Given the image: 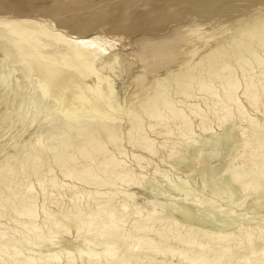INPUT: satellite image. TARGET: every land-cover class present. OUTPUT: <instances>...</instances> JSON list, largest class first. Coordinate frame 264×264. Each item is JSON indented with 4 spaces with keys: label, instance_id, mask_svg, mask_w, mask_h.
<instances>
[{
    "label": "bare ground",
    "instance_id": "1",
    "mask_svg": "<svg viewBox=\"0 0 264 264\" xmlns=\"http://www.w3.org/2000/svg\"><path fill=\"white\" fill-rule=\"evenodd\" d=\"M111 2L114 3L111 4ZM33 3L41 10L36 11L33 8ZM109 4L113 6L109 8ZM232 6L238 12L234 16L229 17L224 14L221 17L219 16L220 13L215 14L217 12L227 14ZM216 17H220V20ZM215 19L218 21L213 22ZM72 24L75 27L73 29L74 31H70L69 28ZM223 27L225 30L222 29ZM227 27L231 29H226ZM189 29L191 31L192 29L194 30L192 31L194 33L192 36L195 35L197 39L195 42H198L197 44L200 45H196V47L192 45V47L188 48L191 43L189 40H187L189 42H187V48L185 47V42H181L184 44L183 46L174 44L176 43L174 38H177L174 35L177 32L181 34L183 31ZM228 30H230V36L227 34L223 36L222 33ZM235 32L237 35L245 36L248 41L246 43L242 41L238 44L240 39L236 41V37H233L234 35L236 36ZM218 41H223V43L226 41L227 46H230L232 49L236 48L234 60L235 64L239 66V69L242 70V77L245 84L243 95L248 100L250 106L257 109L256 96L252 92L257 87V84L260 85L264 82V60L257 55L255 50V48H259L264 52V0H132V2L131 0H0V89L6 93V91L12 90L14 87L23 93V97L32 92L34 97H36V106L42 105V111L45 109L49 111L50 109H48L50 103L46 107V104H43L44 102L52 103L53 101V103L57 102L60 104L61 110L58 115L56 111L53 117L59 124H65L64 126L66 128H62L63 131L55 129L56 133L53 135L55 137L50 136L51 138H49L50 140L53 139L49 147V153L52 154L50 156L54 162L53 164L59 167L63 175L62 177L73 182H79L81 185L84 184V186H93L95 188V192L83 188L82 191L71 194V203L76 209L72 213L71 218L81 223L79 230H82L84 233L82 232L83 235H81V233L77 232L79 230H77L75 225V231L77 232V236H74L75 241H62L61 243L64 246L59 247L60 249L55 251L52 247H55L59 243L55 239L60 236L56 235L60 231L62 233L67 232L61 222H55V216L53 215L54 217L52 218L51 214L45 212L46 218L44 219V223L48 228V233H41V229L38 228L36 223L37 210L35 197L31 195L32 187L30 184H25L22 191L17 193L13 192L10 188L14 183L13 173L16 171L22 173L24 169L23 162L18 161L21 163L19 166L9 165L5 169H1L0 186H4L3 188L5 190L2 189L3 192L0 191V216H6L5 214L12 213L16 222L25 229H28L31 233L30 237L23 240L16 239L12 235L7 237L5 233H0V259L3 261L2 263L0 260V263L62 264L60 263L61 253H59L62 251V253L64 252L67 255L65 264H75L73 261H76V259L74 260L73 257L70 258L72 252L70 253L67 249L76 248L77 250L80 247L90 249L91 246H94L95 249L99 247V250L101 246H106V248H101L99 252L96 250L97 252L95 251L94 253L86 255L85 258L87 261L83 264H168L164 260L165 255L167 256L168 253H171L170 255L173 254L172 257L176 254L177 256L179 255L180 260L178 258V262L182 264L184 262H186L184 264H218L219 262L222 263L220 260L223 258L226 261L229 258L228 261L230 263L232 262L230 257L233 256L234 251L239 247H234L236 248L234 250L227 243L229 241L228 237L231 236V233L236 228L237 219L234 220L236 215L231 216L232 218L230 217L229 219L226 213L219 220L213 221L211 216H206V209L201 208L197 204L191 206H178L174 204L170 206V209L177 210V215L181 218V222L173 219L176 221L177 224L175 226L178 229L170 226L161 228V226L157 227L154 225L153 222L155 220L153 218H147L142 215L147 212L143 207H137L133 214V212L131 213L129 211L130 207L127 201L118 204L114 201L117 195L101 192L100 189L104 188L108 181L114 184L118 182L126 184L128 187H137L141 184L142 178L141 176H138L141 179L136 178V174L131 172L132 168L129 169L126 166L127 164L115 157L116 154L108 150L109 145L116 149L119 155L123 156V149L122 151L120 150L122 146L121 137L119 136V138L115 131L124 121L110 114L104 116L101 120L97 119L94 115L95 109L101 107L102 101L107 104H114V111H120L119 104L122 102L127 103L131 100L132 97L129 95V92L132 90L131 87L137 83L142 85L141 89L144 94L139 105L145 117L149 120V129L152 130L156 127H161L162 130L159 133H163L162 135H164L172 129V126L178 124L180 130L183 125L186 131L181 132L182 137L191 136L192 127L189 117L185 115L186 113L184 114L182 109L175 108L176 106L171 103V97L168 96L170 94L166 93L165 88L166 84H169V79L173 80L175 78L178 81L175 83L177 85V88L175 86L176 93L190 100L192 96L190 85L192 87V82L197 79L192 71L198 66H201L206 59H209L210 66L207 65V68L209 67V70H207L209 71V76L207 78H210V81H203V78L202 81L200 79L198 81L197 79V89L200 92L210 94V97L218 98L220 95L216 96L214 94L209 82L215 80L222 82L223 103L225 104L220 100H216V105L214 104L223 113L218 121H220V127L222 126L224 133L218 142L219 145H217L223 149L232 148L236 143L233 135V124L230 123L233 120L234 112L229 110V108L234 107L239 117L247 119L248 123L254 124V119L246 116L244 106L237 99V90L241 84L235 76V70L226 63L227 52L224 48L225 45L221 42L222 44L220 46L219 43L217 44ZM86 47L92 50L90 49L91 51L87 52ZM98 49L105 51L100 50L102 51L100 52ZM152 49L155 51H152ZM204 51L206 52L203 53ZM119 55L123 56V60H129L130 67H132V70L128 73L131 79L129 81H131L132 85L130 86L128 77H126L125 84L121 90L116 87L118 82H122V79H120L121 73L118 68V66H121L120 58L118 59ZM247 56L254 60L255 66H251L252 63L249 64L247 62ZM255 67L260 69L259 72L253 73ZM199 70L197 71L198 74ZM255 78H257V81ZM137 80L139 81L136 82ZM162 83L165 84V88L157 89L156 85L159 86ZM102 85L106 87L103 86V88ZM261 87L264 88V86ZM192 89L194 90L195 88ZM92 91H99V98L95 102L91 101V99L96 98L91 96ZM196 104H189L188 107L191 115H194L195 118L199 114L202 115L200 112L201 109L199 110V106ZM9 107L7 106V109H10ZM21 108L20 111L26 112V107ZM52 108L55 109L54 107ZM46 110L45 112H47ZM42 111L40 110V112ZM0 112L2 111L0 110ZM51 112L53 113V111ZM128 112L127 114L129 115L130 113ZM48 116L50 118V114ZM69 118H72V120ZM141 119L140 116H132L129 120L131 121L130 127L126 134L140 149L142 148L143 152L150 156H155L157 150H155L154 141L150 140L143 133ZM61 127L59 128L61 129ZM97 129L98 131L100 129L103 131L106 142L103 141V137H99L96 131ZM71 130L74 132L76 139L74 144L70 142L68 137V131ZM208 131L211 132L209 127H202V132L206 133ZM263 135L261 130H254L253 137L257 141L263 139ZM162 146H164V143H162ZM33 150H36L37 155L40 153L38 152L40 151L38 147L36 149L34 147ZM202 153L203 147L198 146L197 148H192L190 153L185 154V168L188 170L194 169L196 162H198L197 165H201V172L208 176V178L210 177L212 182L210 183L215 187V191L224 192L228 189L232 190V187L234 188L236 186L235 184L240 181V177L245 176H240L236 171L231 170L229 172V163H233L235 158L233 161L232 159L227 160L228 162L224 165H213L202 156ZM253 153L256 152L254 151L250 154ZM135 158L137 159V157ZM39 160H41L40 157ZM39 160H32L33 167H37L40 164L39 162L37 164ZM254 165H257L259 169H264V162L249 163L251 167ZM262 169L261 171H263ZM245 170L250 169L246 168ZM44 172L38 176V184L41 188L39 189L43 193L47 191L48 187L54 188L57 185L53 177H48V174L52 171L47 170ZM226 173L229 176L225 178V181H221L218 176L221 174L225 176L224 174ZM252 173L256 175L257 181L261 180V178H258L259 173L257 171ZM252 173L250 174L252 175ZM251 177L249 179L250 181L255 176ZM222 180H224L223 177ZM261 185L257 183L251 184V182L250 185L244 183L241 185V189L245 193L244 196H246L251 192H257L261 188ZM237 187L239 188V186ZM73 190L75 191V187ZM4 191H8L7 195L4 194ZM178 192L180 193V189ZM260 193L264 195L263 192ZM81 194L92 195V202L88 205L89 208L85 212L77 206V201L81 199L80 196H85ZM189 194L191 193L189 192ZM123 196L131 198V195L128 193H124ZM258 200L256 198V201ZM205 201L210 205L211 209L221 205L216 204L217 200L215 199ZM239 204L243 206V202L238 203V206H240ZM221 207L220 210H222ZM223 209L222 212L226 208ZM231 210V212H225L232 214L233 209ZM213 211L211 210V212ZM128 219L133 221V223L130 224L128 233H124L126 228L124 226ZM239 221L241 222V219ZM240 222L239 224L241 225ZM183 223H188L187 228L184 227L185 224ZM239 224L237 223L238 226ZM182 226L187 229L185 231L186 233L180 232ZM200 229L204 231L201 233ZM252 236L250 233L244 236L246 244L248 243L250 245L253 240H264L263 232L258 233L256 236L254 235L253 238ZM170 238H173L172 241L174 239V241H178V243L175 242L178 245L180 241L183 245L186 243L185 249L183 251L180 250V252L174 249V246L171 248ZM220 241H225L226 243H223L227 246L222 245V242L221 246L218 243ZM239 244L241 245V243ZM258 244L261 243H257L256 245L259 246ZM34 247L40 248V250L45 249L46 255L35 258L32 255L33 251L30 249ZM91 251L89 250V252ZM82 253H85V251L81 252V259L83 258ZM262 253H264V245L262 247ZM23 254H26V256ZM158 254L161 256L160 261L158 260ZM21 255L22 258L20 257V259L19 256ZM261 259H256V262L260 260V263L259 261L258 263L264 264ZM246 261H243L242 264L246 263ZM254 262L251 263L253 264Z\"/></svg>",
    "mask_w": 264,
    "mask_h": 264
},
{
    "label": "rangeland",
    "instance_id": "2",
    "mask_svg": "<svg viewBox=\"0 0 264 264\" xmlns=\"http://www.w3.org/2000/svg\"><path fill=\"white\" fill-rule=\"evenodd\" d=\"M90 1H95V0H90ZM131 2H132V0H131ZM113 3L114 2H111V4H113ZM111 4H109L110 5L109 8L111 6H113ZM33 5H34L33 8L36 9V11L41 10L40 8L37 7V5H35V3H33ZM43 7L46 8L45 5H43ZM232 9H233V6L230 7V10H228L227 14L224 12H217L215 14L220 13L219 16H221V17L224 14L229 16V17L234 16L238 12H236V10H234V9H233V11H234L233 12ZM216 16H218V15H216ZM216 18L220 20V17L219 18L216 17ZM217 19H215V21L213 20V22L218 21ZM226 26H228V25H226ZM234 26H235V23H234ZM230 27H232V25H230ZM230 27H227L226 29H229ZM69 28H70V31H74L73 29L75 27L72 24L71 27L69 26ZM222 29L225 30L224 27ZM190 31L191 30L189 29V30L183 31L181 34L180 33L178 34V32H177V34L175 33L176 35H174V37H177V38H174V41L176 40V43H174V44H176L177 46H179V45L183 46L184 44H182L181 42H185L186 43L185 47L187 48L188 43L191 42L192 44L190 43L188 48L192 47V45H193V47H196V45L199 46L200 44L198 45L197 44L198 42H195L197 40L195 35L192 36L194 34L192 31H194V30L192 29V31H191L192 33ZM182 34H184L185 37H187V38L185 39L184 35H182ZM189 34L191 35L190 37H189ZM222 34H223V36H225V34L230 36V30L225 31ZM233 37H236V41H239V39H240V42L238 44H240L242 41L245 43H246V41H248L247 38H245V36L237 35V33H236V36L234 35ZM180 38L181 39L184 38V39H182V41H181ZM192 38L194 39V44H193ZM187 40H189V42ZM219 41L217 42V44L219 43V45L221 46L223 41H221L222 43ZM251 43H252V41H251ZM223 44L225 45L224 48L227 52V54H226L227 58L225 59L226 63L229 64L230 67L235 70V76H236L237 80L239 79L238 81H240V84H241V86L239 85V88L237 90V94H236L238 97L237 99L241 103V105L244 106L243 108H244V112H245L246 116L248 118L251 117L252 119H254V124H252L250 122L248 123L247 119L239 117V115L235 111V108L230 107L229 110H232V112H234L233 113L234 116L232 118L233 120L231 119L232 121L230 123L233 124V129H234L233 135H234V139H236V143L230 149H223L220 146H218L219 145L218 142L221 139L222 134L224 133L222 126L220 127V123H219L220 121H218L219 118L222 117L223 113H222V111H220L219 107L215 106L216 105L215 101L220 100L223 103L224 95H223V91H222V82L219 80H215L216 83H215V81H211V82H213L212 84H211V82H209L211 85V90L214 91V94H216V96L220 95L219 96L220 98L219 97L218 98L213 97V96L210 97V94H208V93L206 94L205 92L198 91L197 82H196L197 79H198V81H199V79H200V81H202V78H203V81H206V82L210 81V78L209 79L207 78L209 76V71H207V70H209V67L207 68V65L210 66L209 65L210 64L209 59H206L201 64V66L197 67L198 70L200 69L199 74L197 72L198 71L197 68L192 71L195 75V78H197V79H195L196 81L192 82V87L190 85V89L192 92V94H191L192 96H191L190 100H189V98H185L184 96H180L176 93L175 89L177 88V85L175 83H177L178 81L175 78L173 80L169 79V82H168L169 84H166V88L164 87L165 84H163V83L159 84V86L156 85L157 89L165 88V90L167 91V92L166 91L165 92L167 94L168 93L170 94L168 96L171 97L170 98L171 103L174 106H176L175 108L182 109L184 111V114L186 113L185 115L187 117H189L191 127H192L191 136L182 137L181 132H186V131L184 130L183 125H182V128L180 130V127L178 124H175L174 126H172V129L168 133H166L168 136L166 134L162 135L163 133H161V134L159 133L162 130L161 127H156L155 129H152V130L149 129V120L145 117V115L142 112L141 107L139 105L140 100L143 98L142 96L144 94V93H142V89H141L142 85L135 83L131 87V89H132L131 92H129L130 93L129 95L132 97L131 100H129V102H127V103L122 102L121 104H119V108H120L119 110L120 111H118V110L114 111V109H115L114 104H111V103L107 104L104 101H102L101 107H99L98 109H95L94 115L97 117V119L101 120V118L110 114V115H112V116L114 115L116 118H120L124 121L122 124L123 126L121 125L120 127L117 128V130H119V131H117V130L115 131V133L117 132L116 135L118 137L119 136L121 137L122 146L120 144V146H121L120 150L122 151V149H123V152H122L123 156L119 155V153L116 152L117 150L114 149L113 147L109 146V145H108V150L110 152L116 154L115 157L119 158V160L121 159L120 161H123L125 164H127L126 166L129 169L132 168L131 172L136 174V175L134 174L136 178H138V179L142 178L143 180L141 179V184L137 187H128V185H126V184H121L119 182L114 184V183L108 181L107 185L104 188H101L100 190H101V192H107L109 194L117 195V196H115L114 201L117 202L118 204H121L122 202L127 201V203L129 204V207H130L129 211L131 213L133 212V214L135 213V209L137 207H143L144 209H146L147 212L143 213L142 215L146 216L147 218H153L155 220L153 222L154 225L157 227L161 226V228L162 227L164 228L165 226H168V227L170 226L172 228L175 227L178 229V227L175 226L177 223L173 219H176L177 221L181 222V218L177 215V213H178L177 210H171L170 209V206L174 205V204H177L178 206H191L193 204H197L201 208L206 209V212H207L206 216H211L213 221L219 220L221 218V216L222 217L225 216L226 213H227V218H229V219L231 216L236 215V217H234V220L237 219L236 220L237 222L235 225L236 228L231 233L230 237L227 236L228 240H229V241L227 240L228 241L227 244L229 246H231L234 250L236 249L234 247H239V248L234 251L235 254L233 253L232 257L229 256L232 259L231 263L228 261L229 258L228 259L226 258L227 261L223 258L222 260H220L222 263L219 262L218 264H224V263H226V264H229V263L230 264H240L241 263L242 264V262L246 261L248 258L249 259L246 261V263H243V264H250L251 262H254V261H255L254 263L259 264L260 260H258L259 261V263H258V261L256 262V259L263 258L261 260H263L262 262H264V256H263L264 253H262V247L264 245V240H261L262 242L260 241V239L258 241L256 240L257 242L255 240H253V242L250 245L253 244L254 246L253 245L250 246V245H248V243L246 244V242L244 241V236L247 233H250L251 235H253L252 236V238H253L254 235L256 236L258 233H262V232L264 233V195L263 194L261 195V193H260V192L264 193V191H263L264 190V179H262V178H264V173H262V172H264V169H262V168L259 169L257 167V165H254L252 167L249 166V163L255 164V163H263L264 162V135H263V139H261L260 141H257L253 137L254 136V130H261L264 134V88L261 87V86H264V82L263 83L261 82L262 84H260V85L257 84V87H255L253 89L252 93H254L256 96V100H257L256 107H258V108L257 109L252 108L250 106L248 100H246V97L243 95L244 91H245V84H244L243 77H242V70L239 69V66H237L235 64V60H234L235 59L234 55L236 54V52H235L236 48L232 49L230 46H227L226 41ZM90 49L91 48L86 47L87 52H90L92 50V49L91 50ZM98 50L103 51V49H98ZM255 50L257 52V55L260 56L261 58H263V60H264V56H262V55H264V52L259 48H255ZM102 51H100V52H102ZM152 51H155V50L152 49ZM205 52L206 51H204L203 53H205ZM118 59H119L120 64H121V66H118V68H119V71L121 73L120 79H122V82L121 81L118 82L116 84V87L121 90L125 84L126 77H128V81L131 80L128 76V73L130 72V70H132V67H130L129 60H127V59L123 60L122 55H119ZM248 59H249V61H248ZM246 60L249 64L252 63L251 66H255L254 60L251 57L247 56ZM259 70H260L259 68L255 67L254 71H256V72L253 71V73H257V72H259ZM206 72H207V74H206ZM202 74H203V76H201ZM197 75H200V76H197ZM174 80H176V81L174 82ZM255 80L257 81V78H255ZM138 81L139 80H137L136 82H138ZM129 83L131 86L132 85L131 81H129ZM160 85H162V86H160ZM103 86H105V85H102V87ZM175 86H176V88H175ZM192 88H195V89L193 90ZM105 89H108V88H105ZM101 90H102V88H101ZM17 91H18V93H17ZM14 92H16V93H14ZM11 93H12V96H11ZM98 93H99V91H92L91 96L96 97V98H93V100L91 99V101L95 102L99 98ZM217 93H218V95H217ZM14 94L17 97H15ZM22 94L23 93H21L19 91V89H16L14 87L12 88V90L6 91V93H4L2 90L0 91V110L2 111V112H0V117H3V118H0V171H1V169L3 170V168L5 169L6 166H9V165L19 166L21 164L19 162H23L22 164H24V169H23L22 173L21 172L18 173L17 171L13 173L14 183L10 186V188L13 190V192L17 193V192L22 191L23 186H25V184L26 185L30 184V186L32 187L31 195H33L35 197V205H36V210H37V212H36V214H37L36 223L38 225V228L41 229V233L42 232L48 233V228L46 227V225L44 223V219L46 218L45 214H44L45 212L51 214L52 218L55 216V218H54L55 222H57V223L61 222L63 228H65V230L67 231L66 232L67 234L65 232H63L65 234L64 235L60 231V233H58V235H56V236L60 235L59 237H57L55 239V240H57L56 242L57 243L59 242L60 244L58 243L55 247H52V248L55 251H58V249H60L61 246H64V244L61 243L62 241L68 240V241L74 242L75 237L77 236V232L81 233V235H83V233H84L82 230L81 231L79 230V228H80L79 225L81 226V223H79V221H77V220L75 221L74 218H71L72 213H74L76 210L75 207L73 206V204L71 203V196H72L71 194L82 191L83 188L88 189L91 192H95V188L93 186L87 187V185L84 186V184L81 185V183H79V182H73V181H70L69 179L62 177L63 175L61 174L59 167H57L55 164H53L54 162L52 160V157L50 156L52 154L49 153V147L52 144L53 139L50 140L49 138L53 137V135L56 133L55 129L58 131H63L62 128H66L64 126L65 124L64 125L59 124L58 121L54 120L55 118L53 117L55 115L54 113L56 111H57V115H58L59 111L61 110L60 104L57 102L53 103V101H52V103L51 102H44L43 104H46V107L49 105V103L51 105V107H50V105L48 106V109L50 108L51 110L49 109V111H48L45 109L47 111V112H45V110L42 111V105L36 106V103H35L36 97H34L32 92L26 94V96H24V97ZM31 94H32V96H31ZM213 99H214V102H213ZM12 100H13V102H12ZM193 103L194 104L197 103L196 105L199 106V110L201 109L200 112L202 113V115L199 114V116H197L196 118L194 117V115L193 116L191 115L190 110L188 108L189 104L192 105ZM223 104H225V103H223ZM9 105H10V107H9ZM109 105L110 106L113 105V106L110 107ZM7 106L10 109H7ZM18 107H20V108H18ZM21 107H26V109H25L26 112L20 111L22 109ZM52 107H54L55 109H53ZM17 109H19V110H17ZM40 110L42 112H40ZM128 110H129V112H128ZM51 111H53V113ZM127 112L130 114L128 115ZM40 113H41V115H40ZM47 114L48 115L50 114V118H48L49 116ZM131 114H133L132 116H134V115L140 116V119L142 118L141 119V128H142L145 136L148 137L150 140L154 141V147L156 148L155 150H157V154L155 156H150V155L146 154L145 152H143L142 148L140 149V147L137 146L136 143L131 138H129V136H127L126 132L128 131V129L130 127L131 121H129V120L132 117ZM212 117H213V119H212ZM72 118H69V119L72 120ZM251 124H252V126H251ZM38 126L40 129L38 128ZM60 126H62L61 127L62 130L59 128ZM200 126H201V128H200ZM203 126L209 127L211 132H209V131H208L209 133L208 132H206V133L202 132ZM40 131H41V133H40ZM96 131L98 132L99 137L104 138V140H103V138H101V140L106 142V140H105L106 137H105L103 131H101V129L99 131L97 129ZM58 133H60V132H58ZM32 135H33V137H32ZM100 135H102V136H100ZM68 137L70 139V142L72 144H74L76 139L74 136V132L72 130L68 131ZM37 138H39V139H37ZM131 140H132V142H131ZM239 140H241V141H239ZM162 143H164V146H162ZM189 143H191V144H189ZM36 145H38V146H36ZM193 146L195 148H197L198 146H202L203 147V153H202L203 155L202 156L205 157L207 160H209V162H211L213 165H219V164L224 165L229 160L232 159V161H233V159L235 158L233 163H231V164L229 163V166H228L229 172L232 170V171L238 172L240 174V176L245 175V176L240 177V181L235 184L236 186L234 185L235 186L234 187L235 193L233 192V190H234L233 187H232V190L228 189V190H225L224 192L223 191H220V192L215 191L216 189L211 184L212 182L210 180V177L208 178V176H206L204 173L201 172V165H199V164L197 165L198 162H196L194 169L188 170L185 168V164H186L185 154L190 153L192 148H194ZM34 147H35V149L37 147L39 148L40 151H38V152H40V153H38V155H37L36 150H33ZM34 151L36 152V154H34L35 153ZM254 151L256 153L250 154L251 152H254ZM11 154H13V155H11ZM33 154L35 157L33 156ZM40 154L42 157L39 156ZM117 155H118V157H117ZM237 155H238V157H237ZM240 155H242V156H240ZM31 156H32V158H31ZM39 157L41 160H39ZM135 157H137V159ZM138 157L140 160L138 159ZM171 157H173V158H171ZM221 158H222V160H221ZM31 159L32 160L34 159V161L39 160V161H37V164L39 162L41 165L39 164L37 167H39V166L40 167L39 168L33 167ZM138 160H139V162H138ZM13 162H15V163H13ZM182 164H183V166H181ZM25 165H26V167H25ZM180 167H182V168H180ZM246 168L250 169V170H245ZM261 169L263 171H261ZM44 170H45V172L47 170L52 171L50 174H48V177L49 178L53 177L55 179L57 187L56 186L54 188L48 187L47 191H45L43 193V192H41L42 190H40L41 188L38 184V176L41 173L43 174ZM247 171H248V173H247ZM256 171L259 173L258 178L259 179L261 178L260 181L259 180L257 181L256 175H253L254 173H252V172H256ZM229 172L227 171V173H229ZM249 172L252 173V175ZM224 173H225V171H224ZM242 173H244V174H242ZM226 174H224L225 176H223V174H221L220 176H218V178H220L221 181H225L226 180L225 178H227V176H229V174H227V175ZM248 174L250 175V177L255 176L254 177L255 179L251 177L253 180L251 179V181H250L249 180L250 177ZM138 176L139 177L141 176V178H139ZM246 176H248V177H246ZM222 177L224 178V180H222ZM208 179H209V181H208ZM246 180H248L249 182ZM250 182H251V184H256V183L259 185L262 184L260 186L261 188H259L257 190L258 193L257 192H255V193L251 192V193L247 194L246 196H244L245 193L242 191L241 185L244 183L247 185H250ZM142 183H143V185H142ZM180 184H182V186H180ZM72 186L75 187V191L73 190L74 187L71 189ZM170 186H171V188H170ZM172 186H176V187H172ZM237 186H239L240 190H238L239 188ZM3 187L4 186H0L1 192H3L2 189L5 190V188H3ZM181 188H183L185 191ZM179 189H180V193L178 192ZM70 191H72V192H70ZM7 192L8 191H4V194L7 195ZM189 192L191 194H189ZM124 193L130 194L132 199L124 197L123 196ZM43 194H46V195H43ZM250 194H251V196H250ZM83 195H85V194H83ZM90 195L89 194L85 195L86 197L83 196L84 198L80 196L81 199L79 201H77L78 208H80L83 212L87 211V209L89 208L88 205L92 202L91 197H92L93 193L91 196ZM233 195H236V196L233 197ZM205 197H206V199H205ZM252 198H254V199H252ZM256 198L259 199L258 200L259 202L256 201ZM209 199L217 200L216 204L217 203H218V205L221 204L222 207L220 205V206H217V207L211 209L210 205L205 201V200H209ZM242 202H243V206H241L242 204H239L240 206H238V203H242ZM220 207L222 210H220ZM223 208L227 209V210L225 209V211H230V212L232 211L231 209H233L232 214H230V212H225V211L222 212L224 210ZM229 208H231V209L229 210ZM211 210L212 211L214 210V211L211 212ZM234 212H236V213L234 214ZM238 214H242V215H238ZM5 215L6 216H3V215H2V217L0 216V233H3V234L5 233L7 237L12 235L16 239H20V240H23V239L30 237L31 232L28 229H25L22 225L18 224V222H16L15 217L13 216L12 213H7ZM131 217H133V215H131ZM131 217H130V219H131ZM239 219H241V222L239 221ZM239 222L241 223V225L239 224ZM255 222H257V223H255ZM131 223H133V221H130L129 219H128V221H126L125 226H124V228L126 227L124 233H128L129 226H131L130 225ZM237 223L239 224V226L237 225ZM183 224H185L184 227H186L188 225V223H183ZM75 225H76L77 230H79L77 232L75 231L76 230L74 227ZM242 225H243V227H242ZM186 228H183V226H182V228H180V232L183 233V232L187 231ZM195 229H196V227H195ZM169 230H171V229H169ZM237 230H238V232H237ZM200 231L202 233L204 230L202 231L200 229ZM227 237H226V239H227ZM172 239L170 238V241H171L170 247L171 248H172V246H174L175 248L174 247L173 248L177 249L178 251H180V250L183 251L185 249L184 247H186V245H185L186 243H184V245H183V244H181V241H180L179 242L180 244L178 245L177 244L178 241H174L175 239L172 241ZM175 242H177V243H175ZM221 242H222V245L227 246V245H225V243H226L225 241H220L218 243H220V245H221ZM223 242H225V243H223ZM239 243H241V245ZM257 243H261V244H258L259 246H257L256 245ZM255 246H256V248H254ZM95 247H96V245H95ZM34 248H35V250H33ZM34 248H30V249L33 251L32 252L33 254L32 253L31 254L33 256H35V258H39L42 255H46L45 249H41V250H44V251H41L40 248H36V247H34ZM82 248H84V249H82ZM101 248L105 249L106 246L105 247L101 246L100 250H101ZM85 249H89V248L80 247L77 250H76V248L67 249V250L70 253L72 252L71 254L73 256L71 255L70 258L73 257L74 260L76 259V261H73L75 264L85 263L87 261L85 258L86 255H88L90 253H94L96 250L98 252L100 251L99 247H97L95 249L94 246H91L89 249L92 251L94 250L93 252L92 251L89 252V250H85ZM84 251H85V253H82L84 259L83 258L81 259L80 254H81V252H84ZM59 253H61L60 254L61 255L60 263L65 264L67 255L64 252H63L64 253L63 254L62 251ZM168 254H167V256L165 255V259H164L166 263H168V264H182L181 262H178L180 260L179 255L177 256V254H176L175 256H173L174 257L173 258L172 257L173 254L172 255H170L171 253L169 255ZM243 254H244V256H243ZM23 255L26 256V254H23ZM159 255L160 254H158V260L160 261L161 256H159ZM20 257L22 258V255L19 256V258ZM178 258H179V260H178ZM251 258L254 260H252ZM172 261H173V263H171ZM2 263H3V261H2ZM2 263H0V264H2ZM184 263H186V262H184Z\"/></svg>",
    "mask_w": 264,
    "mask_h": 264
},
{
    "label": "snow or ice",
    "instance_id": "3",
    "mask_svg": "<svg viewBox=\"0 0 264 264\" xmlns=\"http://www.w3.org/2000/svg\"><path fill=\"white\" fill-rule=\"evenodd\" d=\"M70 23H72V22H70Z\"/></svg>",
    "mask_w": 264,
    "mask_h": 264
}]
</instances>
